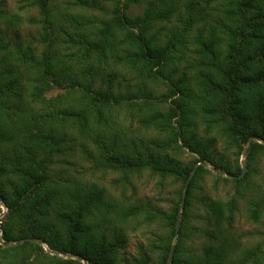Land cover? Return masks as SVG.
Segmentation results:
<instances>
[{"label": "trees", "instance_id": "16d2710c", "mask_svg": "<svg viewBox=\"0 0 264 264\" xmlns=\"http://www.w3.org/2000/svg\"><path fill=\"white\" fill-rule=\"evenodd\" d=\"M18 2L37 30L0 28V264H264V229L246 243L234 226L240 202L264 215V0H111L100 15ZM54 86L66 92L47 98ZM74 156L116 173L121 194ZM143 171L180 182L167 209L125 197ZM154 220L164 234L124 256Z\"/></svg>", "mask_w": 264, "mask_h": 264}, {"label": "rangeland", "instance_id": "374dc122", "mask_svg": "<svg viewBox=\"0 0 264 264\" xmlns=\"http://www.w3.org/2000/svg\"><path fill=\"white\" fill-rule=\"evenodd\" d=\"M57 3L60 5V8L62 10H67L73 14H76L77 12L84 10L82 9V0H56ZM88 3L96 2L92 7H88L87 14L89 15H100L101 14V8L103 6L109 7L111 5V0H87ZM87 6V5H86ZM0 8L4 11V14L2 15V20H0V28L5 29L7 31V34L10 35L13 33L14 30H19L20 36L22 40L28 42V40H33L36 37V26H32L31 24H28L26 21V17L29 15L34 14V11H27L26 9H22L19 7L18 0H0ZM137 6H133L131 10L138 11ZM7 16H11L12 24L7 25L5 22V18ZM13 16H17L19 18H13ZM69 24V23H68ZM73 25L75 26L76 23L71 21V23L68 26V34H72L77 31H69L73 28ZM36 44V43H35ZM160 91V90H158ZM65 88H59L57 86L52 87L50 90L46 92V97H54L57 94L65 93ZM134 126H137V124L134 123ZM151 136V134H150ZM166 150L169 152V154L175 155L172 150H169V148H166ZM77 151H79V146H77ZM75 155H79V152H75ZM192 153L185 150L183 155H180V157L187 161L192 158ZM194 155V154H193ZM75 159L81 161V163L85 166V177L99 183L101 186L104 187L106 193L111 195H120L121 194V187L115 182L117 178L116 173H112L110 170H104L100 166H93L92 164V158L85 160L78 159L74 156ZM262 161L264 162V156L262 158ZM240 166H245L246 170V155L241 154L239 159ZM207 168L210 170V174H207L205 176V180L201 182V189L203 193H207L208 196L211 195V191L213 190L212 184V173L214 171L212 170L210 165H206ZM132 186L126 187L125 197H128L130 201L134 202L135 200L141 201V202H150L155 204L158 207H161L163 209H167L170 205V200L173 199L176 196V192L178 190V187L180 185V182H173L171 178H160L159 175L156 173H152L149 171H143L139 176H133L131 178ZM264 187V184H262ZM226 187H223L221 184L217 189V195L220 197H226L225 191ZM231 190V189H230ZM200 194V193H199ZM242 202L239 203V213L237 215L236 221H235V227L237 229V232L242 234L244 237L242 240H244L246 243H253L258 240H261L263 238L262 231L264 229V215L262 217L261 222L255 223L252 222L249 219H246L244 216L245 211L242 209ZM195 212L199 214L200 217H202V210L200 208L195 209ZM6 213V208L1 205V212H0V222L1 219L4 217ZM197 223V222H196ZM163 221L157 222V220H154L150 223L149 226L142 225L139 227L138 230L133 231L129 233L128 235V242L126 246L121 249V253L124 256H130V255H137L138 247L143 246L147 247L148 240H151V238H154L157 236V234H164L163 229ZM1 228V227H0ZM0 236H1V230H0ZM195 244H198V239L195 240ZM47 249V248H46Z\"/></svg>", "mask_w": 264, "mask_h": 264}, {"label": "water", "instance_id": "95a60500", "mask_svg": "<svg viewBox=\"0 0 264 264\" xmlns=\"http://www.w3.org/2000/svg\"><path fill=\"white\" fill-rule=\"evenodd\" d=\"M259 141H261L260 139H258ZM263 144H264V141H261ZM245 154V153H244ZM246 155V154H245ZM194 169H195V166H194V168H193V170L191 171V173L189 174V176H188V178H187V180H186V182H185V186H184V188H183V193H182V199H181V203L183 202V199H184V195H185V189H186V184H187V182H188V180L190 179V177L192 176V174H193V172H194ZM241 174L245 171V166L244 165H242V167H241ZM212 170L214 171V172H216V169H214V168H212ZM0 202H2V200L0 199ZM0 230H1V228H0ZM27 239H32V238H24L23 240H27ZM49 252L50 253H56L55 251H52V250H49Z\"/></svg>", "mask_w": 264, "mask_h": 264}]
</instances>
